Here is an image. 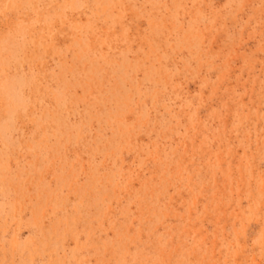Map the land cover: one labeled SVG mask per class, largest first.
Listing matches in <instances>:
<instances>
[{
  "label": "rangeland",
  "instance_id": "obj_1",
  "mask_svg": "<svg viewBox=\"0 0 264 264\" xmlns=\"http://www.w3.org/2000/svg\"><path fill=\"white\" fill-rule=\"evenodd\" d=\"M0 264H264V0H0Z\"/></svg>",
  "mask_w": 264,
  "mask_h": 264
},
{
  "label": "bare ground",
  "instance_id": "obj_2",
  "mask_svg": "<svg viewBox=\"0 0 264 264\" xmlns=\"http://www.w3.org/2000/svg\"><path fill=\"white\" fill-rule=\"evenodd\" d=\"M10 4V3H9Z\"/></svg>",
  "mask_w": 264,
  "mask_h": 264
}]
</instances>
